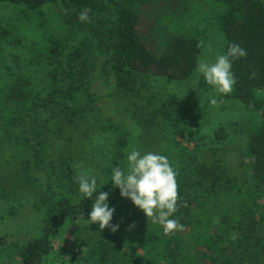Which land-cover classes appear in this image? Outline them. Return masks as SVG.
<instances>
[{
    "label": "trees",
    "instance_id": "obj_1",
    "mask_svg": "<svg viewBox=\"0 0 264 264\" xmlns=\"http://www.w3.org/2000/svg\"><path fill=\"white\" fill-rule=\"evenodd\" d=\"M214 2L219 10L209 19L224 37V52L231 43L247 52L232 62L236 84L223 99L250 109L257 128L247 137L242 176L218 159L200 161L198 148L170 153L178 172V205L187 206H178L170 217L179 219L184 231L165 234L162 225L121 197L111 179L116 167L127 172V148L140 150L138 141L130 144L114 130L113 143H106L110 149L88 148L93 135L105 131L93 125L100 110L91 86L102 79L112 87L108 100L122 106L125 98L142 96L148 78L188 79L202 50L190 5L186 0H0V12L7 11L0 25V207L11 202L21 207L30 196L31 207L40 212L30 238L11 245L7 264H264V100L257 96L264 88V1ZM49 6L60 8L45 11ZM84 8L91 9L87 22L78 18ZM51 14L64 32L50 27ZM95 49L106 57L100 64ZM150 115L151 126H162L174 138L187 135L190 142L197 131L172 103L156 104ZM66 134L69 141L87 136L86 144L74 153L60 141ZM46 161L55 179H49V191L53 184L63 187L57 198L43 197L29 180L31 167ZM80 172L96 179L97 192L109 193L117 231L89 223L96 194L89 199L79 191ZM7 212L17 215L15 208Z\"/></svg>",
    "mask_w": 264,
    "mask_h": 264
},
{
    "label": "rangeland",
    "instance_id": "obj_2",
    "mask_svg": "<svg viewBox=\"0 0 264 264\" xmlns=\"http://www.w3.org/2000/svg\"><path fill=\"white\" fill-rule=\"evenodd\" d=\"M214 1L186 0L187 5H190L189 8H192L190 17L198 22L195 31L199 33V41H203L204 44L198 61L203 58L211 62L215 60L217 53H225L224 37L209 19V15L214 10H219V5H216ZM59 8L60 6H49L45 7L44 10L57 12ZM203 15H205V20L202 18ZM3 16H7V11L0 12V25ZM49 24L55 33L64 32L65 28L58 22L55 14H51ZM194 27L192 26V28ZM182 30L187 31L179 28V31ZM89 40L92 42L91 38ZM94 54L98 64L105 61L106 57L103 53H99L95 49ZM143 86L145 90H142L140 98L127 97L124 104L120 106L108 100L112 87L108 86L107 83H102V79H97L96 83L92 84L91 94L95 97L96 107L100 110V114L95 115L97 121H94L93 125L97 127L101 125L105 131L96 132L93 135L90 139L91 143H87L90 150L95 149V151L102 152L103 149H110L112 146H106V143L112 144L114 133L117 132L124 134L130 144L135 140L138 141L137 144L142 153L151 151L164 154L171 162L170 153L178 152L181 148H187L188 151L193 152L196 150L195 148H198L197 154L200 161L211 162L218 159L222 166L232 174L243 175L245 164L248 162L247 137L251 131L257 128L258 121L257 116L250 109L238 100L223 99V94L217 93L214 88L206 84L203 77L198 73L197 67L193 74L184 81L168 82L148 78L144 81ZM257 96L264 100V88L258 92ZM212 97L217 99L216 105L210 104ZM148 101H151L150 106ZM162 102L172 103L178 110L186 112L189 123L197 130L190 138V142H188L187 135L174 138L167 135L162 126H151L150 113L156 104L159 105ZM106 119H110L111 122L106 123ZM110 124L113 125L111 133L109 130L107 131ZM68 137L69 135L66 134L60 141L62 144H68L74 153L80 145L86 144L87 136L85 138H80V136L77 140L72 141H69ZM201 144L205 145L199 148ZM210 147L217 149L215 154L212 153ZM132 148L131 146L127 150L130 152ZM51 153H54V150ZM29 172L31 174L30 183L40 192L42 190L43 197L57 198L63 195L62 185L53 184L51 191L47 187L50 184L49 179L55 180L47 161L39 169H34L32 166ZM35 178L37 183L34 182ZM27 201L29 204L26 203ZM30 202L35 201L27 196L20 201L24 204L21 207L14 205L13 202L3 203L4 205L1 203L3 207H0V264H7L9 256L14 253L11 251L12 244H16L18 241L19 243L26 241L32 235L33 225L37 222L36 215L40 212H36L31 207ZM12 208L17 209V215L10 216L8 214V209Z\"/></svg>",
    "mask_w": 264,
    "mask_h": 264
},
{
    "label": "clouds",
    "instance_id": "obj_3",
    "mask_svg": "<svg viewBox=\"0 0 264 264\" xmlns=\"http://www.w3.org/2000/svg\"><path fill=\"white\" fill-rule=\"evenodd\" d=\"M90 11V8H84L79 14V20L89 21ZM203 46L201 41L198 47ZM246 55L244 48L239 44L231 43L226 53L216 54L214 61L200 59L197 62V71L206 84L214 88L217 93L228 95L234 90L236 84L232 62ZM210 104L216 105L217 99L210 98ZM127 163V172L116 167L111 177L115 187L119 188L121 197L130 199L147 218H152L154 223L158 222L162 225L165 234L184 231V225L179 219L170 218L178 210V206L187 205L186 202L178 205L180 199L178 172L168 157L151 151L142 153L139 149L132 148L127 155ZM75 179L79 185V191L85 197L91 199L93 194H96L89 213V223L98 224L100 230L110 228L112 232L117 231L119 225L111 223L115 208L108 204L109 193L97 192L96 179L86 172L78 173Z\"/></svg>",
    "mask_w": 264,
    "mask_h": 264
}]
</instances>
